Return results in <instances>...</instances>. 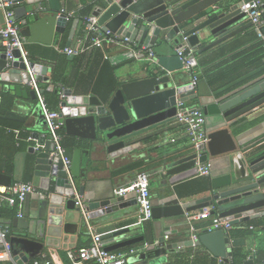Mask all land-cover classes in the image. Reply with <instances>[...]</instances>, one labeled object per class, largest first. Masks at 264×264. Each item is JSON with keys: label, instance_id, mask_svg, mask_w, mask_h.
<instances>
[{"label": "water", "instance_id": "95a60500", "mask_svg": "<svg viewBox=\"0 0 264 264\" xmlns=\"http://www.w3.org/2000/svg\"><path fill=\"white\" fill-rule=\"evenodd\" d=\"M21 1V0H20ZM30 5L29 11L23 10L20 21V33L27 42H41L49 44L54 31H63L68 19L65 12L52 9L40 10L39 3L46 0H26ZM26 14H25V13ZM97 22L102 30L128 38L138 46H150L155 49V60L147 66L133 64L135 59L131 51H121L108 57L113 65L125 63L116 87L105 98L91 94H76L71 88H63L59 120L66 131L74 135V155L69 172L63 169L62 161L57 157L50 158L49 151L53 144L43 136L34 133L40 144H45L43 150L35 152V169L43 171L48 177L50 189L39 195L35 218L31 223L22 224V218L15 216L13 226L25 229L26 232L13 234L9 237L11 251L15 259L21 258L18 264H23L29 258L35 259L43 248L41 236H35L38 230H45L47 226L60 227L66 230L69 211H80L76 206V192L81 196L84 185L77 190L74 168L80 166V155L92 150H102L109 155H115L139 146L146 137L140 135L176 118L178 103L183 104L188 98H193L195 86L183 84L175 71L182 67L173 64L177 57L164 55L171 47L182 50L189 48L196 53H203L211 48L221 46L225 51L236 36L245 28L247 19L235 0H107L101 8ZM15 18L19 15L15 9ZM249 24H251L249 22ZM1 39V38H0ZM1 44V43H0ZM163 49V50H162ZM13 60L6 68L7 60L4 48L0 46V81L5 82L4 90L9 91L8 83L12 84L14 93L19 97L26 96L20 83L28 80L27 65L18 48L12 51ZM192 65H196L195 55L190 56ZM120 63V64H119ZM127 65V66H126ZM29 67L35 74L37 82H49L47 72L51 70L47 65L38 61H30ZM264 68V67H261ZM251 73L239 77L212 92L213 101L201 105L205 116H219L218 128L208 133L207 152L199 154L168 155L161 160L157 171L161 184L166 192L163 198L154 193L151 199L152 218L161 220L166 217L179 215L184 212L213 206L212 214L229 218L231 225L253 221L250 231L244 240L251 244L243 264H264V144L253 149L245 150L244 162L239 167L232 160L233 169H238L240 175L236 177L230 171L223 175L208 177L207 194L189 201H181L172 190V186L197 175V164L205 163L209 156L227 154L237 150L232 131L225 127L242 116L247 115L254 108L264 104V74L244 84L233 88L245 80ZM51 90L54 85H49ZM36 98L33 90L28 92ZM5 119L22 120L23 117L7 112ZM84 165V164H83ZM85 165L81 168L84 171ZM236 172V171H235ZM84 177V173H81ZM5 176L0 174V178ZM6 179V178H5ZM2 182L0 181V184ZM11 181H5L10 185ZM136 202V201H135ZM128 202L123 197L114 196L99 202H92L88 209L94 206L100 208L101 213H113L123 208ZM99 211L92 213L90 219L97 216ZM25 222V221H24ZM2 225V224H1ZM82 225L85 221L82 218ZM143 232V229H140ZM165 231V229H163ZM137 230L129 227L112 229L102 234L105 242L116 243L106 246L113 251L120 247H135L138 256H131L125 264H164L168 254L174 253L179 246L194 247L202 245L214 257L224 261L232 254V239L229 233L221 229L202 232L195 240L188 238L183 243H167L164 234L157 236V245L144 248L145 235L134 236ZM42 234V233H41Z\"/></svg>", "mask_w": 264, "mask_h": 264}, {"label": "crops", "instance_id": "0c3cea01", "mask_svg": "<svg viewBox=\"0 0 264 264\" xmlns=\"http://www.w3.org/2000/svg\"><path fill=\"white\" fill-rule=\"evenodd\" d=\"M242 1L243 0H235V3L240 5ZM106 4L107 0H46V3L42 2L37 4V7H42L43 10L52 9L58 13L65 12L68 17L63 31H54L49 44L37 41H25L23 45V50L27 53V58L30 61L41 62L51 68V70L47 72V75L50 76V81L38 82L39 89L42 91L43 95L44 92L52 91L49 85L53 84L54 89L56 88V84L52 81V74L58 63L65 65L64 77L66 84L61 86V88H71L73 93L76 94H91L101 98L105 94L109 95L123 77L121 73L126 67L122 64L125 63H119L120 65L113 66L109 62L108 57L124 50H120L119 48L100 49L97 47H90L78 55H68L63 51V49L67 47L80 49L87 45V25L84 22L86 16H80L79 12L84 11L85 7L91 5L89 15H95L101 8L105 7ZM21 7L29 11L28 8H30V5H28L26 0H16L15 9L19 15V21L22 20L21 17L23 14ZM244 25L245 28L236 36L228 49L222 51L221 46H217L202 54L204 58L210 59L207 70H210L212 67H220L221 65L231 70V73L228 75V80L224 83H216L210 86L204 75L206 69L201 66L195 67L194 73L197 76V82L195 84L196 96L188 98L182 104L183 108L189 109L194 106L201 107L202 104L213 101V91L248 73L252 72L253 74L236 84L233 88L264 74V68H261L264 67V51L259 47V40L256 37L254 28L249 24L247 19L244 21ZM1 26L2 13L0 12V28ZM185 49L189 48L187 47ZM193 52L194 50H192V53ZM164 55H174L177 57L176 48L174 46L171 47ZM198 57L199 56H195L196 65L198 63ZM106 62L114 68L112 67L109 69L105 65ZM130 62L133 64H140L143 67L152 64L143 57H135V59ZM173 64L179 66L181 60L179 58H174ZM175 73L183 84L190 83V73H188L183 66L177 69ZM8 84L9 92L14 97V105L11 112L23 117L22 120L12 121L23 123L25 129L30 133V138L25 140L26 145L22 149L9 152L11 153L10 157L4 154L7 153V150L3 146L0 148L2 152V156L0 152V174L5 176L0 178L2 182L0 186H4L5 181H23L27 173L30 155L34 154L32 174L29 181L32 182L38 190V193L28 195L20 211L18 205L10 206L6 203L0 205L8 210L12 208L14 212L12 215L6 214L0 218V224L8 229L10 237L13 234L18 235L19 233L26 232L25 229L13 226V218L18 216L24 219L22 220V224L27 223V221L31 223L33 221L32 219L35 218L39 195L50 189V183L48 177L42 174L43 171L41 172L35 169V152L43 150L45 144H42L44 145L42 149H36V146L39 145L40 142L33 134L37 133L39 136H43L45 140H48L46 137L45 119L39 101L31 97L28 93L31 89L26 84L20 83L21 89L26 91V96L21 94L19 97L12 89L11 85L14 83ZM4 85L7 84L0 81V90L4 91ZM57 86L60 85L57 84ZM205 118V127L208 133L218 128L220 122L219 116L208 115L205 116ZM225 127H229V129H231V127L233 128L232 135L235 142L238 144V148L231 153L209 156L207 161L211 163V168L210 174L207 175V177L211 175H223L228 171L236 177L240 175L238 169H234L233 173L231 166L232 160L236 166L239 167L240 161L244 162V158L246 157V149H252L250 152L253 153V149L257 147V145L264 144V104L254 108L247 115L225 124ZM14 130L15 129L12 130L13 133H15ZM15 134L17 135L18 133ZM62 135L70 142L75 140L74 135L68 133L64 126H62ZM140 136L146 138L140 142L138 147H133L127 151L116 153L115 155H109L105 151L99 149L92 150L88 153H81L80 166L74 168V172L77 174L74 176V181L77 190L81 185H84L81 198L88 207L92 202H99L103 199L114 197V189L129 183L137 173H147L149 175L152 198H155L154 193H159L160 198H163L167 194H171L170 191L166 192L165 185L161 184V179L157 171L160 168L161 160L168 155L172 156L178 153L188 154L197 152L186 132L185 124L177 118H174L155 129L144 132ZM17 145L18 144H16V146ZM31 147L34 148L35 152L31 151ZM75 147L76 146L72 143V146L66 148L71 160L74 155ZM83 164L85 165L84 171L81 170L84 166ZM82 172L84 173V177L81 176ZM202 176L203 175L193 176L177 184V187L173 185V192L181 201L193 200L207 194L206 189L200 191L199 188L198 183ZM76 193L78 195V192ZM123 201L128 202V204L123 208H119L116 212L109 214L101 213L98 206H94L90 209L92 213L99 211L97 216H92L91 219H88V223L92 226L94 231L103 234L112 229L129 227L132 231L137 230L134 236L145 235V242L148 243L157 241V236H155V234L157 235L160 232L164 235H168V238L165 239L167 243L180 244L188 238L191 239L192 231L185 218L186 212L157 221L153 219L141 220L134 197L131 195L123 197ZM68 213L71 216L67 220L68 225L66 230H62L63 228L61 229L60 227L47 226L44 231L38 230V232H36L35 236H41L43 242V248L36 258L40 257L43 262L47 261L49 264H71L66 254L67 250L89 245L91 234L86 224L85 226L82 225L81 211L72 210ZM248 222L239 223L232 228L238 230L240 227L248 225ZM193 223L198 229L196 233L199 235L205 231L204 227L210 223V220L196 219ZM203 224L206 225L204 227H198ZM30 226L32 228L33 224L31 223ZM250 226L251 225L248 227L250 228ZM140 229H143V232ZM163 229H165V231ZM116 242L117 240L105 242V245L108 246ZM239 245L243 246L246 250L252 247V245L247 244L245 240L243 244L239 243ZM138 246H140L139 242L133 244L131 247H120L113 251L124 252L129 249H135V247ZM194 249V247L179 246L174 253L168 254L167 261L164 264H167L173 256L188 254ZM202 249L208 255V259L214 258L216 264H222L230 260V257H228V260L224 261L221 258L214 257L204 247ZM139 252L135 251L133 257L138 256ZM61 254H64V256L62 257ZM191 257L192 256H190V260H192ZM19 260L22 261L21 258L16 259L17 264ZM31 260L34 259L29 258L26 262H23V264H29ZM202 263V258L195 261V264ZM0 264L13 263L0 261ZM87 264L95 263L87 262Z\"/></svg>", "mask_w": 264, "mask_h": 264}, {"label": "built area", "instance_id": "2783aa9c", "mask_svg": "<svg viewBox=\"0 0 264 264\" xmlns=\"http://www.w3.org/2000/svg\"><path fill=\"white\" fill-rule=\"evenodd\" d=\"M15 2L16 0H0V12L2 13V26L0 28L1 45L4 48L6 55V68L10 66L13 60L12 51L15 48L21 50L24 61L27 65L28 80L26 85L35 92L36 98L39 101L42 109L45 124H46V137L53 144V149L49 151L50 158H59L63 163V169L69 172L71 166V157L62 144L63 135L61 129L63 123L59 120L60 110H50L45 102V97L40 91L38 82L36 81L35 74L29 67V59L27 53L23 50L25 38L21 35L20 21L15 18ZM38 9L43 10L42 7ZM241 11L245 14L247 20L251 23L256 33V37L261 42L264 48V2L263 0H243L240 4ZM87 25V45L80 49L64 48L63 51L68 55H78L79 53L89 49L90 47H97L100 49L119 48L124 51H131L135 57H143L144 59L153 62L155 60V49L150 46H138L131 43L128 38L111 33L108 30H102L97 22L95 15H88L84 18ZM176 49V54L182 62L183 68L190 73V85L195 86L197 76L192 70V62L190 56L193 54L192 50ZM59 97L62 100L61 86H58ZM61 106V102H60ZM176 118L183 122L186 127L194 148L199 154L207 152V144L209 141L208 131L205 127L206 118L199 106H194L189 109L183 108L181 103L177 106ZM15 133L19 130L15 129ZM44 145L39 144L36 149L40 150ZM197 175L207 176L210 174L211 163L206 161L202 164H197ZM38 193L34 184L30 181H14L10 185L0 186V205L6 203L10 206L18 205L19 211L22 204L30 194ZM115 196L127 197L133 196L140 219L152 218V204H151V187L150 179L147 173H137L135 177L127 184L114 189ZM76 206L80 207L82 218L91 234V241L89 245L79 247L77 249H68L67 257L71 264H87L93 262L95 264H125L127 260L135 254L134 249H129L124 252L110 251L106 249L102 234L94 231L92 226L88 223L90 219V210L88 205L82 200L81 196L76 194ZM213 206H205L198 210L188 211L185 213V218L190 230L192 231L191 240L198 237L196 231L198 229L193 223L196 219H209L210 223L204 227L206 232L221 229L226 234L232 229L229 218L219 217L212 214ZM168 235H164L167 239ZM151 245H157V241L144 243V248ZM0 261H8L17 264L16 259L11 251L9 241V231L7 228L0 224ZM41 264H49L47 261Z\"/></svg>", "mask_w": 264, "mask_h": 264}, {"label": "trees", "instance_id": "16d2710c", "mask_svg": "<svg viewBox=\"0 0 264 264\" xmlns=\"http://www.w3.org/2000/svg\"><path fill=\"white\" fill-rule=\"evenodd\" d=\"M91 11V5H88L85 7L84 11L79 12V15L82 17H85L90 14ZM87 35V31H86ZM259 47L264 51V48L261 45V42L259 41ZM189 49H186L185 52H188ZM208 51V50H207ZM206 52V51H205ZM203 53L197 54L194 50L193 54L198 57V63L197 65H194L192 67V70L194 71L195 67L201 66L206 69L204 71V75L206 76L210 86H213L216 83H224L228 80V75L231 73V70H229L226 66H220V67H212L210 70H207L209 58H204L202 56ZM264 55V53H263ZM109 69L113 66L109 65L108 62L105 64ZM114 68V67H113ZM65 65L59 64L56 66V68L53 71L52 74V81L56 84V88L49 92H44L45 102L47 104V107L50 110H60V102L61 99L59 97V90L60 88L57 86L59 84L60 86H64L66 84V80L64 77L65 74ZM195 72V71H194ZM107 95H103L102 98H105ZM37 99V98H36ZM14 105V97L9 91H3L0 90V148L3 146L7 153H4L7 157L11 156L12 151H16L19 149H22L26 143L25 140L27 138H30V133L25 129L23 126V123L12 121L9 119H5L2 117L7 112L11 111L13 109ZM13 129L19 130V133L16 135L13 133ZM62 133V129H61ZM3 143V144H1ZM16 144H18L16 146ZM62 144L65 148H69L72 146V142H70L65 136L62 139ZM1 152V150H0ZM2 156V152H1ZM34 159V154L30 155L29 163L27 165V173L24 177L23 181H29L31 174H32V164ZM199 188L200 191H203L207 188L208 185V177L202 176L201 180H199ZM14 182V181H13ZM14 212L11 209H5L2 206H0V218L5 216L6 214L12 215ZM253 221L248 222V225H245L244 227H240L238 230H234L233 228L229 232V236L232 239V254L230 256V260L228 262L222 263V264H243V260L246 258L248 251L243 247L240 246L239 243L243 244L245 236L250 231L249 225H253ZM206 225V224H205ZM200 225L198 227H204L205 226ZM4 227V225H2ZM194 250H192L188 254H179L173 256L167 264H195V261L197 259H203L202 264H216L214 258L208 259V255L203 251V246H194ZM63 257L64 254H61ZM190 256H192V260H190ZM43 261L40 257H37L34 260H31L29 264H41Z\"/></svg>", "mask_w": 264, "mask_h": 264}]
</instances>
